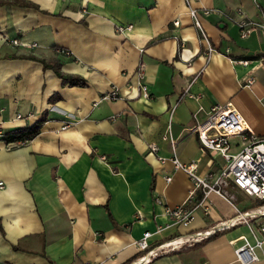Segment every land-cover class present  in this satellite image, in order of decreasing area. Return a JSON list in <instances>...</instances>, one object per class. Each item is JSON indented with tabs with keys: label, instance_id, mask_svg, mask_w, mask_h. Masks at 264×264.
<instances>
[{
	"label": "crops",
	"instance_id": "0c3cea01",
	"mask_svg": "<svg viewBox=\"0 0 264 264\" xmlns=\"http://www.w3.org/2000/svg\"><path fill=\"white\" fill-rule=\"evenodd\" d=\"M4 1L0 124L9 131L45 119L23 144L0 139V264H130L147 252L136 243L147 230L151 244L161 245L236 214L219 210L212 196L209 214L198 207L189 226L174 222L165 208L194 206L200 193L189 201L193 182L169 158L171 144L163 135L170 125L180 160H196L201 174L218 172L224 161L190 130L195 114L204 119L214 104L232 101L264 137V28L241 37L230 18L239 8L264 18V0ZM189 5L221 11L200 15L218 49L211 55ZM14 38L39 45H15ZM43 60L59 63L62 72L86 84H66ZM141 64L148 98L139 96ZM251 77L255 81L244 86ZM112 86L123 97L94 106ZM187 88L194 96L182 98ZM114 114L120 116L113 120ZM151 142L159 145L157 153ZM232 190L239 201L241 190ZM223 230L143 264H241L234 251L241 242L231 240L248 234V227ZM252 264H264L263 255Z\"/></svg>",
	"mask_w": 264,
	"mask_h": 264
},
{
	"label": "built area",
	"instance_id": "2783aa9c",
	"mask_svg": "<svg viewBox=\"0 0 264 264\" xmlns=\"http://www.w3.org/2000/svg\"><path fill=\"white\" fill-rule=\"evenodd\" d=\"M189 14L194 20V24L200 30L202 41L206 42V53L211 55L218 49L208 41V33L203 27L200 15H207L211 12L221 11L218 8H204L199 10L191 5L188 9ZM237 16H230L232 20L238 25L241 37L249 36L253 31L264 28V18L254 19L248 17L242 9L236 11ZM174 25L179 26L180 20L173 21ZM122 30L124 27L119 25ZM15 45L23 44L28 47H37L38 42L21 43L19 38L10 40ZM58 52L69 54L70 51L58 48ZM228 51V49H227ZM236 62V60H232ZM242 64L247 65L248 59L238 60ZM139 82V96L148 98L150 96V89L145 80L144 66L141 64L136 71ZM255 81L254 77L248 78L244 86H250ZM182 94V98L186 95L193 97L194 94L189 91V88ZM123 94L118 86H112L107 92L102 94L99 100L93 104L97 106L103 100H112L122 98ZM196 97H199V95ZM264 104V96L260 99ZM19 116V115H18ZM120 114H114L110 118L116 119ZM197 122L190 127V130L197 134V137L202 146L212 156L219 155L223 159L222 167L218 172L209 171L201 174L198 171V162L196 160L190 162H183L178 156V140L173 138L170 133V125L168 131L163 135L164 140H168L172 148V160L176 168L183 169L188 173L192 182L193 188L189 194V201L200 193L199 201L196 205H187L185 202L173 207L167 206L165 211L172 216L174 222L183 226H189L195 217V210L201 207L205 214H209L212 206V195L217 194L228 202H230L236 209V214L221 222L216 223L212 232H205L208 230H199L188 234L178 235L161 245H152L149 237L151 231L147 230L143 236L139 238L137 245L147 250V252L133 260L130 264H143L148 262L152 257L160 255L167 249H178L184 245H191L195 242L202 241L209 237L217 229H232L239 224H245L248 227V234L240 235L231 240L232 243L237 244L234 248L236 259L241 264H252L264 257V204L258 205L248 210H241L237 204V195L232 188L241 190L247 195L256 199H264V137L258 136L250 127L247 120L241 111L235 106L232 101L225 103H216L209 110L206 111L204 119H200L198 114H195ZM66 126V125H65ZM6 130L0 124V139H5ZM25 141H18L17 144H23ZM16 144V145H17ZM149 148L154 151H159V145L155 142L149 144ZM161 161H165L166 157L158 155ZM172 176L167 175L166 180L171 181ZM0 186L3 183L0 182ZM261 209V210H260ZM238 218V219H237ZM236 219L233 222H229ZM261 251V254L259 253Z\"/></svg>",
	"mask_w": 264,
	"mask_h": 264
},
{
	"label": "trees",
	"instance_id": "16d2710c",
	"mask_svg": "<svg viewBox=\"0 0 264 264\" xmlns=\"http://www.w3.org/2000/svg\"><path fill=\"white\" fill-rule=\"evenodd\" d=\"M0 2L2 3L5 1L2 0ZM15 2L27 4V2L23 0H15ZM44 64L46 67H49V66L52 67L66 84H69V85H85L86 84V80L83 77L78 76V75L66 74L62 72L60 69L61 65L57 62L49 63V62L44 61ZM44 119L45 117L40 119L38 122L32 125H29L26 127H17L12 130L6 131V136H5L6 143L9 146H15L18 141H25V142L29 141L30 139H32L34 136H36L39 133ZM262 204H264V199H256L254 200L253 205L250 208H254ZM198 243H194L193 245H196ZM193 245H191L190 247H193ZM190 247L187 246V248H190Z\"/></svg>",
	"mask_w": 264,
	"mask_h": 264
},
{
	"label": "rangeland",
	"instance_id": "374dc122",
	"mask_svg": "<svg viewBox=\"0 0 264 264\" xmlns=\"http://www.w3.org/2000/svg\"><path fill=\"white\" fill-rule=\"evenodd\" d=\"M220 159L223 161V159L220 157ZM238 196L240 197L239 201H237V204L239 206L240 209H246L249 206H252L253 203V197L249 198L246 197L245 194H243V192L241 193V191L237 192ZM215 199V203H216V207L221 210L222 212H231L232 214L235 213L236 211L234 210V208L232 207V205L227 202L226 200H224L223 198L217 196H214V194L212 195ZM261 220H264V216L261 218ZM232 229H224L223 232L229 233L231 232Z\"/></svg>",
	"mask_w": 264,
	"mask_h": 264
},
{
	"label": "bare ground",
	"instance_id": "6f19581e",
	"mask_svg": "<svg viewBox=\"0 0 264 264\" xmlns=\"http://www.w3.org/2000/svg\"><path fill=\"white\" fill-rule=\"evenodd\" d=\"M260 210H261V209H260ZM237 219H238V218H237ZM234 220H236V219H232V220L229 221V222H233ZM214 229H215V228H212V229L208 230L207 233H208V232H212Z\"/></svg>",
	"mask_w": 264,
	"mask_h": 264
}]
</instances>
